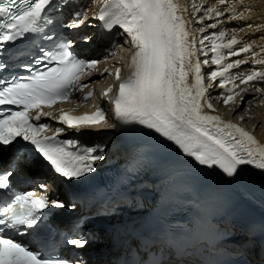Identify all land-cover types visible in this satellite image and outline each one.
<instances>
[{"label": "snow or ice", "instance_id": "snow-or-ice-1", "mask_svg": "<svg viewBox=\"0 0 264 264\" xmlns=\"http://www.w3.org/2000/svg\"><path fill=\"white\" fill-rule=\"evenodd\" d=\"M100 5L93 19L102 28L111 32L113 28L126 34L124 43L132 52L128 60L127 75L122 78V68L115 72L105 68L101 73L114 76L118 82L114 99H107L115 86H110L102 97L112 105L116 121L122 125H139L151 130L166 142L174 145L185 157L191 158L198 166L219 172L232 178L243 174L245 165L264 171V144L251 132L238 124L224 120L216 112L208 97V87L202 71L201 61L196 50L194 33L188 28L186 9L180 0H95ZM243 3V0H240ZM228 5V0H219ZM15 5V6H14ZM91 5L79 7L77 0H8L0 4V56L7 47L17 41H25L29 36H41L45 25L51 24L48 11L61 8H79L71 22L64 24L66 29H78L88 19ZM233 19H245L237 13L235 2L227 7ZM217 17L223 15L215 8L209 9ZM202 23V21H201ZM216 27L215 24L210 25ZM252 27V25H248ZM225 33L209 38L214 57L203 64L216 65V70L208 74L211 84L226 89L230 94L217 96L224 106L234 104L240 95L235 79L248 85L250 82L264 83V71H252L243 78L228 75L231 69L239 67L244 61L225 63L231 56L252 52L251 45L242 46L239 51L234 46L241 43L233 36L224 43ZM44 40L54 41L52 49L40 47V56L33 59L34 64L45 60L55 66H45V70L33 69L29 64H19L28 70L27 75H13L9 79L0 77V150L13 153L8 170L0 172V264H86L81 253L74 251L76 259H63L57 249L62 245L73 250H82L89 244L84 236L57 234L51 229L47 240L33 248L31 242L23 243L15 236L25 235L32 230L33 237H40L44 223L53 209L66 205L56 198H49L47 186L40 185L43 194L35 190L17 191L11 187L13 169L18 167L26 153H35L46 162L49 171L68 181L79 180L96 171L95 164L101 161L103 145L83 146L76 140H60L57 137L65 130L90 128L107 124L103 108L92 114L75 116L60 108L59 122L66 128H57L54 134L49 124L38 123L42 117L55 118L51 111L54 105L72 102L74 92H84L91 84L81 81L98 71L99 60L79 58L73 51L74 42L43 35ZM91 36L83 40L92 41ZM203 44V40L200 41ZM120 45H113L112 55ZM228 49L229 57L222 50ZM25 55H31L24 50ZM207 55V52L204 53ZM11 59V58H10ZM256 63L264 64V60ZM8 65L0 59V72ZM219 79V83L216 81ZM231 84L229 88L228 85ZM256 91L264 94V88ZM94 92L89 91L83 102H90ZM264 102V101H262ZM247 103V102H245ZM2 106H15L16 110L3 109ZM49 109V111H45ZM243 119V118H242ZM19 138V139H18ZM7 146H12L7 148ZM71 209L74 205H68ZM47 210V211H46ZM160 264V262H154Z\"/></svg>", "mask_w": 264, "mask_h": 264}, {"label": "bare ground", "instance_id": "bare-ground-1", "mask_svg": "<svg viewBox=\"0 0 264 264\" xmlns=\"http://www.w3.org/2000/svg\"><path fill=\"white\" fill-rule=\"evenodd\" d=\"M237 1V0H235ZM181 4L185 8L186 3L192 4V10L193 13L199 12L202 17H204L205 22L202 23V25L199 28L200 33L202 34V37L204 39H208L219 35L223 28L227 29L226 27H222L221 31H218L219 26L222 25L223 21L215 22L216 27L215 30L214 28L207 26V20L206 18L209 17V9L217 8L215 9H220L221 12L227 11V6L221 7L224 5H221L219 3V0H180ZM91 5V9L89 10L88 14V19L86 21L92 22L91 25H88V28H91L94 33H91L93 37H98L97 35L95 36L94 34H97L96 30L98 27H94V19H93V13H97L98 8L100 5L95 2V0H88L86 1L85 5ZM197 9V11L195 10ZM244 8H248L250 10L249 18L246 21L245 25L241 24H227L228 27H236L238 29H241L245 26L244 30L242 31V35L244 36V40L236 46H234L233 50L239 51V49L245 45V41L249 42V39L256 40L259 36L255 35L256 33L258 34L257 27L258 26H264V0H246L245 4L240 9V12L243 11ZM218 10V11H220ZM228 12V11H227ZM185 16L190 23L191 18L185 11ZM213 17L216 15L213 13ZM244 17H246V14H244ZM190 19V21H189ZM203 19V20H204ZM225 22L228 21V19L224 20ZM89 23V22H88ZM188 23V24H189ZM214 24V23H213ZM252 25V27H249L248 25ZM206 25V26H205ZM252 29H255L253 34L251 35L250 33L252 32ZM228 30V29H227ZM227 30H224L223 33H225V39L224 42L227 43L233 36V34H230ZM219 32V34H217ZM207 34V36H204V34ZM261 36L264 37V32L260 34ZM237 38V35L235 36ZM125 39V34L118 35L114 40L112 44H105V49L106 51L110 54L113 52V45L118 44L119 46V51L116 52V56L118 58H115L112 62L109 60H106L105 62H108L110 68L116 69V67H120L121 64H118L120 60H123L126 57H131L132 52L128 49V46L124 43ZM196 41V40H195ZM211 43V40L209 41ZM255 42V41H254ZM251 42V43H254ZM264 42V39H263ZM207 42L200 44L202 45V52L200 53L199 49L197 48L199 44L197 45L196 42V50L198 52V57L199 60L201 61V66H202V71L205 76V84L210 85L208 88V97L211 100V103L216 109V112L210 113L214 115H220L224 120L234 122L238 124L240 127H243L247 131L251 132L255 137L259 140L260 143L264 144V113L259 112V107L264 106V98L262 97V93L255 91L253 88V85L250 83L249 85H244L241 83L240 79H235V83L239 85V87L236 89L237 92L240 93V95L237 97L236 102L234 104H229L228 106H224L223 100L216 99L217 96H226L230 93L226 91V89L220 88L216 86L215 84H211V82L208 79V74L216 70L217 66L208 64L205 65L203 64L204 60H211L214 57V53L210 50L211 49V44L207 48ZM205 47V48H204ZM227 52V56L229 57V51L228 49L225 50ZM207 52V55L204 53ZM256 54L255 52L247 53L244 57L236 59V60H241L243 58L249 59L250 62L253 59V55ZM239 56H231L229 57V60L226 63H233ZM204 67H203V65ZM105 65V64H104ZM122 68V78L127 75V66L124 64L121 66ZM263 69V64L259 71H262ZM232 70V69H231ZM228 73L229 76L235 78L239 77L241 75H247L250 74V70L245 68V66H239L235 67V71H231ZM102 73V72H101ZM101 73H96L97 76H95L91 81H88L91 84V87L97 88V90H107L108 87L110 86H115L113 89V94L117 91L118 89V82L115 80V77H109L106 73H104L103 76H101ZM242 78L244 76H241ZM220 81L219 79L216 81V84H218ZM228 87H231V84L228 85ZM246 88V92L244 91ZM111 94V93H110ZM217 94L216 96H214ZM259 96V98H258ZM103 98L101 94L95 95L93 103H102ZM247 102V103H245ZM241 103H243L241 105ZM259 108V109H257ZM261 110V109H260ZM264 111V109L262 110ZM239 115L245 116L244 121L239 120L237 117ZM251 121L250 124H247V120ZM111 124V119H108V123L101 125V126H94L90 127L87 129H99L98 132H101L105 129H109V125ZM53 129L60 128V126H53ZM71 134V133H70ZM106 134L102 133H91L90 138L94 139L95 142H101L105 141L107 138ZM110 147V146H109ZM169 152L175 153L174 156L180 157L183 161V166H181V172L180 176H182L185 179L190 180V182L193 184L195 189H200L203 185L214 182V181H221L230 191V193L236 198V200L239 203V206L244 210L246 214V220L243 223L240 224H230V228L232 231H235V233H241L245 230L247 226L253 225L254 223L258 221H264V203L258 202V199L261 198L259 194L256 193H249L248 195H245L241 191V189H245L241 184L237 183L236 178H228L219 172H214L213 170L206 169L204 166H198L195 164L194 161L191 160V158L185 157L180 151L177 150V148L173 145L170 149ZM104 158L100 161L102 165H106L108 163H116L117 160H120L119 155L115 152H110L106 155L103 156ZM246 167L250 168L253 172H255L261 179L264 180V171H261L259 169H255L250 165H245ZM152 191L146 188H140L136 190L134 195H128L124 198L121 199V202L119 205L121 206L120 213L115 216V220L117 222H120V224L125 225L128 223H134V225H138L140 223L142 214L144 209L146 208V205L143 203V201H150L149 196L151 195ZM132 201H135L137 203V207H135V204H132ZM264 202V201H263ZM130 206V208H129ZM122 211V213H121ZM118 235V234H115ZM119 236V235H118Z\"/></svg>", "mask_w": 264, "mask_h": 264}, {"label": "rangeland", "instance_id": "rangeland-1", "mask_svg": "<svg viewBox=\"0 0 264 264\" xmlns=\"http://www.w3.org/2000/svg\"><path fill=\"white\" fill-rule=\"evenodd\" d=\"M258 98H259V96H258ZM259 108H260L261 110H260ZM259 108H257V109H259V112H260V113H261V112H263V113H264V111H262V110L264 109V106H262V107H259ZM246 123H247V124H250V123H251V121H250V120H249V121L247 120V122H246Z\"/></svg>", "mask_w": 264, "mask_h": 264}]
</instances>
